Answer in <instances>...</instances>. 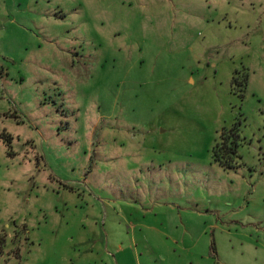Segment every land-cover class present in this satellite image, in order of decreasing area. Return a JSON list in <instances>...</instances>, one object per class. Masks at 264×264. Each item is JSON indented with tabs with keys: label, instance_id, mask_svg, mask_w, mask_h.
I'll return each instance as SVG.
<instances>
[{
	"label": "rangeland",
	"instance_id": "374dc122",
	"mask_svg": "<svg viewBox=\"0 0 264 264\" xmlns=\"http://www.w3.org/2000/svg\"><path fill=\"white\" fill-rule=\"evenodd\" d=\"M0 264H264V0H0Z\"/></svg>",
	"mask_w": 264,
	"mask_h": 264
},
{
	"label": "trees",
	"instance_id": "16d2710c",
	"mask_svg": "<svg viewBox=\"0 0 264 264\" xmlns=\"http://www.w3.org/2000/svg\"><path fill=\"white\" fill-rule=\"evenodd\" d=\"M220 140L212 148L213 158L221 167H232L234 166V159L239 157L238 146L241 138L238 133V123L233 125L226 133H222Z\"/></svg>",
	"mask_w": 264,
	"mask_h": 264
}]
</instances>
